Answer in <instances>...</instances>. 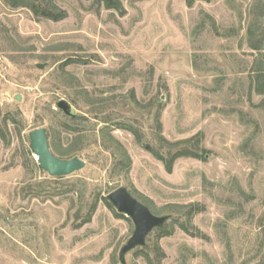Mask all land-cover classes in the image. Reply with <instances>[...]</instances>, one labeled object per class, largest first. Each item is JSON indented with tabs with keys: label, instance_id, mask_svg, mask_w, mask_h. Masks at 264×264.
Masks as SVG:
<instances>
[{
	"label": "rangeland",
	"instance_id": "rangeland-1",
	"mask_svg": "<svg viewBox=\"0 0 264 264\" xmlns=\"http://www.w3.org/2000/svg\"><path fill=\"white\" fill-rule=\"evenodd\" d=\"M30 1L65 17L0 0V264H120V186L170 216L126 264H264V0ZM38 127L84 168L42 170Z\"/></svg>",
	"mask_w": 264,
	"mask_h": 264
},
{
	"label": "water",
	"instance_id": "water-1",
	"mask_svg": "<svg viewBox=\"0 0 264 264\" xmlns=\"http://www.w3.org/2000/svg\"><path fill=\"white\" fill-rule=\"evenodd\" d=\"M56 106L64 115L68 117L75 116L71 104L66 100L60 99ZM29 140L39 167L51 177L68 176L85 166V161L78 157L65 159L54 155L50 150L44 127L31 130ZM106 199L118 213L130 218L134 226L131 236L119 250V262L120 264H126V254L136 248L145 246L148 235L154 229L163 226L170 216L153 214L146 205L132 196L123 186L109 192Z\"/></svg>",
	"mask_w": 264,
	"mask_h": 264
},
{
	"label": "trees",
	"instance_id": "trees-1",
	"mask_svg": "<svg viewBox=\"0 0 264 264\" xmlns=\"http://www.w3.org/2000/svg\"><path fill=\"white\" fill-rule=\"evenodd\" d=\"M5 1L6 3L14 7H17V6L29 7L36 15H41L45 18H49L52 20H60L63 17H65V12L57 9L55 6H52V3L48 5L46 2L45 7L43 8L42 6L43 3H36L35 1L32 2L30 0H5ZM185 1L188 6H191L196 0H185ZM258 27L259 25L256 24L254 20H252V22L248 25V28H247V39H248V43L250 47L253 50H256L258 53H261L260 51H262V40H257V37H256V32L257 30H259ZM253 80H254L255 91L258 94H264V67L263 66H258V68H256L254 72ZM66 118L69 120H76L77 116L66 117ZM46 135H47L48 140L50 139V143H49L50 147L52 148L53 146L55 147L53 136L50 133V131L46 130ZM179 152H180L179 154H177L176 156H173L171 159H174L175 157H178V156H184L188 154L187 152H183V151H179ZM59 155L68 156V158L70 157L69 153L60 152ZM165 227L166 225L164 224L163 226L158 227L154 230L163 231Z\"/></svg>",
	"mask_w": 264,
	"mask_h": 264
}]
</instances>
